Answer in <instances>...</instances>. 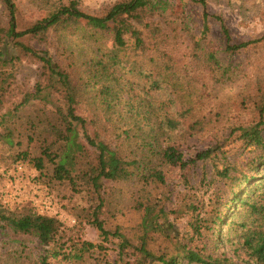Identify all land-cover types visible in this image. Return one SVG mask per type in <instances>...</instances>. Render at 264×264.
I'll return each mask as SVG.
<instances>
[{"label":"rangeland","instance_id":"obj_1","mask_svg":"<svg viewBox=\"0 0 264 264\" xmlns=\"http://www.w3.org/2000/svg\"><path fill=\"white\" fill-rule=\"evenodd\" d=\"M69 1L16 0L20 25L27 26L51 16ZM116 1L80 0V6L88 12L102 14ZM165 2L166 9L155 12L164 31L173 35L168 47L171 49L170 57H166L165 61L175 63L179 80L175 81L173 73L171 84L150 91L138 74H128L118 68L117 73H109L105 79L115 90L110 101L112 113H106L104 105L98 114H93L87 97L79 112L89 118L94 117L96 128L106 140L125 152L134 151V145L142 142L143 133L148 140L156 141L159 148L176 146L186 158L208 147H215L216 150L211 157L201 159L186 169L157 161L160 163L158 168L165 175V183L145 185L137 177L108 181L101 216L109 228L119 225L131 242L138 244L143 216L138 202L151 204L155 210L164 206L166 214L160 213L157 221L173 234L168 236L162 230L151 231L148 247L153 251L174 252V242L178 240L194 248L205 247L213 256L238 261L241 257L235 253L232 243L214 235L212 218L231 188L218 171L229 161L237 162L241 170H249L247 163L254 154L250 151L252 146L245 147L238 137L239 131H232L239 125H249L258 120L259 112L254 101L262 92L259 87L264 91V44L253 45L234 54L225 52L224 35L215 15L223 17L234 42L256 38L264 34V0H208L210 38L221 63L229 66L228 73L219 81L211 78L202 61H194L189 55V34H194L196 38L201 35V5L194 0ZM7 20V12L0 0V30L5 28ZM79 23L81 26L76 27L69 25L68 21L61 25L65 29H50L48 42L32 41L36 48H48L53 53L55 62L69 73L74 85L95 83L93 74L100 48L109 53L124 49L115 43L110 31L93 28L85 22ZM109 29L113 31L114 28ZM126 44L127 47L132 46L134 41L127 40ZM19 48L10 47L4 57L7 62H0V202L6 210L16 213L33 210L56 216L70 226L76 222V213L86 214V209L94 204L87 191L74 192L68 182L42 176L27 157L21 158L20 155L18 158L23 151L30 157L39 156L42 142L45 139L51 142L55 138L47 130L45 121L32 128L29 120L37 122L44 113L51 117L58 107L65 109V86L58 78L42 75V63ZM142 56H150V53L144 51ZM133 62L140 63V60ZM37 82L41 85L40 92L35 87ZM95 86L101 88L102 83H95ZM91 89L84 92L89 96L93 93ZM159 102L165 103H162L161 109L157 108ZM189 105L194 106L190 112ZM167 111L182 121L178 127L170 129L162 122ZM191 118L202 120L193 130L187 126ZM140 129L143 131L141 134ZM262 129L264 136V125ZM46 165V170L51 173L52 165L48 161ZM198 218L204 219L201 231L195 227ZM83 227L87 239L102 241L96 227L87 222ZM105 244L108 246V263L98 261L97 254L96 257H89L85 264L113 263L119 239L110 236ZM47 248L32 234L14 235L6 221L0 220V264H39L41 256L47 254ZM241 254L244 256L243 252ZM50 259L53 264H68L66 260L51 256ZM180 264L203 263H189L183 258Z\"/></svg>","mask_w":264,"mask_h":264},{"label":"trees","instance_id":"obj_2","mask_svg":"<svg viewBox=\"0 0 264 264\" xmlns=\"http://www.w3.org/2000/svg\"><path fill=\"white\" fill-rule=\"evenodd\" d=\"M1 1L8 20L5 28L0 30L2 32L0 62H7V58L4 57L7 56L10 47H20V51L42 63V75L46 78H58L66 90L65 109L58 107L51 117L44 113L39 116L37 122L29 120L32 128L40 121H45L47 130L55 135V138L51 142L46 139L42 142L39 156L30 157L23 151L18 158L20 155L21 158L27 157L42 176L68 182L74 192L87 191L90 200L94 201L93 206L86 209V214L76 213V222L70 226L56 216L33 210L21 213L6 210L0 202V220L6 221L14 235L32 234L41 244L48 247L47 254L41 256L39 264H53L52 259L49 260L50 256L54 259L66 260L68 264H85L89 257L97 254L98 261L108 263V246L105 242L109 241L110 236L117 237L119 244L117 257L109 264H180L183 258L189 263L264 264V136L262 134L264 91L262 87H259L262 91L260 96L258 95L259 97L254 101L259 112L258 120L249 125H239L232 131V133L239 131L238 137L242 139L245 147L252 146L250 151H254V154L247 163L249 170H241L237 162L229 161L218 171L221 177L226 179V183H230L231 188L227 198L219 203L217 212L212 218L211 228L214 235L218 239L220 237L230 241L235 253L239 258L241 257L240 260L213 256L205 247L194 248L191 244H183L178 240L174 242L176 251L165 250L157 253L148 247L149 233L162 230L168 236L173 234V231H169L157 221L160 213L166 214L164 206L155 210L151 204L138 202L143 216L140 241L134 244L119 225L113 229L109 228L101 216L106 202L104 197L106 183L133 177H137L145 185L153 182L165 183V175L158 168L160 163L157 161L186 169L201 159L211 157L216 148L208 147L186 158L174 145L159 148L157 142L148 140L140 129L139 134L143 133L142 142L134 145V151L125 152L106 140L99 128H96V119L79 112V108L81 109L87 97L90 99L88 105L91 103L93 114H98L99 109L104 105L105 112L112 113L110 101L115 90L112 84L105 82V79L109 73H117L118 68L128 74H138L150 91L171 84L173 73L177 74L175 63H168L165 58L171 53L168 47L171 45L173 35L169 31H164L155 12L166 9L165 0H117L102 14L86 11L80 6V0H70L53 15L38 19L27 26L20 25L16 0ZM194 1L202 7V28L199 38L189 34L191 38L189 55L194 61H202V66L207 69L211 78L219 81L228 73L229 66L221 63L213 40L210 38L211 14L208 0ZM215 17L221 24L225 52L234 54L250 46L264 44V34L234 42L223 17L219 14ZM68 21H70L69 25L76 27L81 26L79 22H85L93 28L106 29L113 34L115 43L124 47L117 53L106 52L103 47V50L99 49L101 52L97 55L93 75L96 79L95 83H102L101 88H96L95 83L90 82L74 85L69 73L55 62L54 55L48 48L38 49L32 44L33 40L47 41L50 29L55 31L65 29L61 25ZM109 28L114 29L111 31ZM127 40H133L134 45L127 47ZM144 51H148L150 56H142ZM138 59L140 63L133 62ZM98 77L100 79H97ZM177 77L176 75L175 81L179 80ZM173 85L178 86L176 82H173ZM35 87L40 92V82H37ZM90 88L93 93L88 96L84 91ZM243 101L247 102L245 99ZM162 103L165 104L159 102L158 109L162 108ZM188 107L189 112L194 109L192 105ZM189 121L187 125L189 130L197 128V124L202 123V120L197 118H191ZM162 122L173 129L182 121L177 120L167 111ZM47 161L52 165L51 173L46 170ZM183 174L187 182L186 174ZM201 211L202 208L199 209L197 217ZM240 217L243 219L240 220ZM203 220L198 218L195 224L198 231H201ZM86 222L97 228L102 237L101 242H93L84 236L83 224Z\"/></svg>","mask_w":264,"mask_h":264},{"label":"built area","instance_id":"obj_3","mask_svg":"<svg viewBox=\"0 0 264 264\" xmlns=\"http://www.w3.org/2000/svg\"><path fill=\"white\" fill-rule=\"evenodd\" d=\"M19 168H22V165H19Z\"/></svg>","mask_w":264,"mask_h":264}]
</instances>
